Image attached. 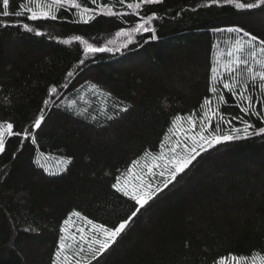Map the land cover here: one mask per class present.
I'll return each instance as SVG.
<instances>
[{
    "label": "trees",
    "instance_id": "16d2710c",
    "mask_svg": "<svg viewBox=\"0 0 264 264\" xmlns=\"http://www.w3.org/2000/svg\"><path fill=\"white\" fill-rule=\"evenodd\" d=\"M22 2L10 0L12 11ZM137 2L77 0L96 10L88 23L71 5L55 20L0 16V123L32 134L8 135L0 153V264H53L60 227L73 211L107 227L131 217L109 249L95 259L81 253V264H216L224 256H264V136L200 150L167 187L166 156L152 159L176 143L178 134L165 139L175 115L207 111L201 108L206 97L216 108L210 68L242 35L226 30L242 27L264 38V5L237 10L209 6L210 0H163L128 7ZM142 23L149 31H132ZM88 44L105 50L88 52ZM212 85L220 87L216 79ZM222 94L225 119L244 116L234 106L240 101ZM244 118L264 127L256 116ZM232 127L243 123H221L215 134ZM133 161H139L134 168ZM128 168L150 176L142 181L155 194L143 207L131 198L132 181L127 196L112 187ZM73 219L91 237L90 226Z\"/></svg>",
    "mask_w": 264,
    "mask_h": 264
},
{
    "label": "snow or ice",
    "instance_id": "6c2138e0",
    "mask_svg": "<svg viewBox=\"0 0 264 264\" xmlns=\"http://www.w3.org/2000/svg\"><path fill=\"white\" fill-rule=\"evenodd\" d=\"M119 3H124V0H118ZM163 0H139L135 4H128L129 8H141L142 5H150L162 3ZM92 3H96V0H92ZM228 4L234 5L237 10H251L258 6L264 5V0H255V2H241V0H210L211 5H220ZM31 4H36L39 8V14L33 10L30 6ZM71 5L78 10L79 18L82 22L88 23L91 20L95 19L96 10L84 7L81 8V4L77 3V0H26L18 5L16 11H12L10 0H2L0 2V16L8 17L10 15H15L20 17L25 13H28V18L36 20L39 18H51L53 20L57 19L56 13L61 9H66V6ZM109 15H114L116 13L112 12L111 7L105 5ZM155 13L152 16L147 17V21H151ZM24 28L28 30L29 26L24 25ZM149 31L145 24H139L132 31ZM216 31H224L223 29H216ZM229 33H242V35L233 38L232 44L219 55L225 59H217L213 62L212 67L210 68V78H209V91L213 94H216L217 105L213 109L211 107L212 100L206 97L201 105L203 109L207 106V111H203L200 114H188L187 116L175 115L171 120V126L169 127L168 133L165 134L166 140H171L173 136L177 135L180 131H184L185 138L191 139L193 144L198 146L201 151L204 150V144H207L209 147L218 145L222 142H230L233 140L239 139H248L253 136H264V127H256L249 122L248 119H245V116H256L259 120L264 121V38L258 37L242 27H230L226 30ZM73 39L81 41L80 36H75ZM87 43L86 41H82ZM69 43V41H65ZM213 47H217L213 45ZM88 52H97L104 51L103 48L93 47L91 44L87 45ZM83 61H81L82 63ZM222 68L223 72L221 73L219 69ZM72 73H69L71 76ZM216 79L217 83L220 84V87L212 85V80ZM221 79L223 82L221 83ZM223 90L231 95L232 98L238 99L240 104H235L234 106L239 108L240 112L244 116H231V119H225L226 114L220 111V105L226 104L227 100L225 95L222 94ZM51 92H56L55 88L50 89ZM254 93H258L255 95ZM257 102L260 105V108L256 107ZM47 103V101L45 102ZM241 104L244 106L241 107ZM127 111V109H122ZM213 117H217L218 120L214 124ZM44 116L41 115L37 117L33 123L34 128H40L42 122L44 121ZM197 119L200 123L197 124ZM240 120L243 123V128L232 127L230 132L225 134L221 131V134H215L220 130L221 123L232 124L233 121ZM187 123L190 127L189 130H195L197 127L200 129V133L197 139L195 134L188 135L187 131L183 129V125ZM211 129L212 134L209 136L206 134V130ZM243 132V136L240 133ZM5 135H15L22 136L26 135L31 137V132L24 130L23 132H15L14 126L12 123L0 124V153L5 152ZM203 143H200V142ZM180 140L177 139L176 143L169 149L173 154L171 159H167L165 163V169L169 172L167 181L164 182V187L168 186V183L175 180L178 173L184 172L185 168L196 158V155L199 153L196 152V147L188 148L186 151L188 153L187 157L176 156V149L180 147ZM161 147H164L163 142H161ZM145 157L149 156L148 152H145ZM153 160H164L165 155L163 152L160 153L158 157H152ZM133 168L139 164V161H133ZM171 165V168L168 167ZM158 164H154L148 167V171H152V167H157ZM126 175L116 177V182L112 185L113 188H116L117 191H122L124 195H129L128 183L129 181H141L139 185H132L133 191L131 198L136 201V204L143 207L148 203V201L155 194L152 190L151 184L144 185L142 183L143 177L139 175H134L132 168L125 170ZM161 176L164 175V171H161ZM147 188V191H142V189ZM155 191H159L157 188ZM140 211V208H136L132 212V217ZM73 218H79L90 226L92 230L91 237L85 235V227L77 225ZM128 219H125L123 222L119 223L118 226L107 227L104 224H97L92 219L87 216H83L79 211H73L66 219H64L60 232L62 233L59 237V243L57 246V251L55 253L56 259L53 260V264H71V259L76 258V264H81L84 254H91L92 258L95 259L98 254L105 252L109 247L116 241V238L124 231L126 225L129 222ZM102 237V238H98ZM87 244V252H85L84 245ZM98 246V247H97ZM75 250V251H73ZM71 253V258L69 256ZM231 260L232 264H264V256L259 255L258 253L248 256H238L230 255L221 257L216 264H227L228 260Z\"/></svg>",
    "mask_w": 264,
    "mask_h": 264
},
{
    "label": "rangeland",
    "instance_id": "374dc122",
    "mask_svg": "<svg viewBox=\"0 0 264 264\" xmlns=\"http://www.w3.org/2000/svg\"><path fill=\"white\" fill-rule=\"evenodd\" d=\"M7 123H9V122H7ZM0 124H6V123H0ZM189 127L190 126H188V127H185V128H183L185 131H187V134L188 135H193V134H195L196 136H197V139H198V136H199V133H200V129L197 127L195 130H189ZM8 135H5V138L7 137ZM178 139L180 140V142H181V144H180V147L179 148H177L176 149V156L177 157H180V156H184V157H187V155H188V153H187V151H186V147H188V148H191V147H196V152L197 153H199L200 152V148L198 147V146H196V145H194L193 144V141L191 140V139H186L185 138V134H184V131H180L179 133H178ZM200 143H203L202 141L200 142ZM173 146V145H172ZM171 146V147H172ZM209 146L207 145V144H204V149H206V148H208ZM172 153L169 151V150H166V159H171L172 158ZM197 156V155H196ZM166 162H164V164H165ZM152 175V174H151ZM143 177V180H145L144 178H146V179H149L150 178V176L147 174V175H143L142 176ZM137 183H141V181H132L131 182V187H132V185L133 184H135V185H139V184H137ZM142 183L145 185L147 182H143L142 181ZM132 190H133V188H131ZM230 264H232V262L230 263ZM248 264H249V262H248Z\"/></svg>",
    "mask_w": 264,
    "mask_h": 264
}]
</instances>
